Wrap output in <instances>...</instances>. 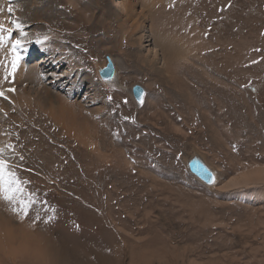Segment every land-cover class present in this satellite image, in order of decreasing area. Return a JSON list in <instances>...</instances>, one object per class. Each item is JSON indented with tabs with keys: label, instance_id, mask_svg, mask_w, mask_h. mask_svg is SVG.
I'll use <instances>...</instances> for the list:
<instances>
[{
	"label": "rangeland",
	"instance_id": "374dc122",
	"mask_svg": "<svg viewBox=\"0 0 264 264\" xmlns=\"http://www.w3.org/2000/svg\"><path fill=\"white\" fill-rule=\"evenodd\" d=\"M73 2L0 0V264H264V189L217 191L264 168V0ZM151 25L179 42L171 78Z\"/></svg>",
	"mask_w": 264,
	"mask_h": 264
},
{
	"label": "bare ground",
	"instance_id": "6f19581e",
	"mask_svg": "<svg viewBox=\"0 0 264 264\" xmlns=\"http://www.w3.org/2000/svg\"><path fill=\"white\" fill-rule=\"evenodd\" d=\"M52 1V0H51ZM74 0H71V4L72 3H75V2H73ZM77 2L79 1V0H76ZM148 2V1H147ZM48 3V2H47ZM46 4V3H45ZM46 6V5H45ZM72 6H73V4H72ZM56 7V6H55ZM116 7H120V9L122 10L121 12L122 13H119V14H122L123 16H128V18H130L132 15H130V11L129 10H131V8H130V5H127V6H125V4H123V3H120V2H117V6ZM115 8V7H114ZM80 9H81V7H80ZM165 9V8H164ZM77 10V9H76ZM135 10V9H134ZM107 11H109V10H107ZM34 13H36L37 14V12H34ZM38 13H40V12H38ZM67 14V13H66ZM33 15V14H32ZM40 15V14H39ZM39 15H37V16H39ZM34 16H35V14H34ZM33 16V17H34ZM119 16V15H118ZM121 16V15H120ZM130 16V17H129ZM36 17V16H35ZM44 18V17H43ZM36 20V19H35ZM40 20V19H39ZM42 20H44V19H42ZM124 20V19H123ZM40 22H41V20H40ZM154 26L155 25H151V28H150V30L149 31H151V33L150 32H148V33H150V36H147L148 38L149 37H151V40L149 41V42H153V44H154V48H153V50H151V51H153L152 52V54H154V55H152L153 56V58H154V60H156L157 58H159V57H162V62H164L163 63V70H161V75H162V73L163 74H165V76L166 77H168V78H171L172 77V71H171V69H173V67H176V65H178L177 63H178V61H179V59L177 58L179 55H183V53H181L180 52V50H178L177 49V47H176V43H179L178 42V40H177V38H175V35H173V36H170V37H167V35H165L164 37L158 32V31H156L155 30V28H154ZM174 27V26H173ZM172 27V28H173ZM136 29V28H135ZM133 31V30H132ZM172 32V31H171ZM165 34V33H164ZM170 35V34H169ZM142 36V35H141ZM146 35H144L143 37H141L140 39H138L137 41H135L134 40V44H137V45H139V47L141 48L142 47V43H144L145 42V39L146 38H144ZM131 42V41H130ZM147 42V41H146ZM136 49V48H135ZM180 49H181V47H180ZM10 55V54H9ZM140 57V56H139ZM145 57V56H144ZM152 58V59H153ZM186 59V58H185ZM28 60H29V58H28ZM142 60H143V58H142ZM141 60V63L143 62ZM145 61H146V63L147 64H149L150 66H151V68L153 67L154 68V70H156L157 71V69L155 68V63L156 62H153V60H149V59H144ZM113 61H114V65H115V69H116V73L118 74V72H117V65L119 64V62L117 63V61L115 60V58H113ZM181 61V60H180ZM144 63V62H143ZM47 64H50L51 65V63H50V60L48 59V57L47 56H41L37 61H36V63H35V65H34V67H38V66H41V65H47ZM49 65V66H50ZM106 65H107V62H106ZM106 65H105V67H106ZM179 66V65H178ZM187 66V65H186ZM104 67V68H105ZM70 69H72V67H70ZM160 68H158V70H159ZM162 69V68H161ZM21 70V69H20ZM153 70V69H152ZM175 70V69H174ZM36 71H35V69H33V68H30V69H28V75H30L31 77H34V76H32L34 73H35ZM158 72V71H157ZM165 72V73H164ZM148 74V73H147ZM158 74V73H157ZM27 75V74H26ZM22 76V75H21ZM20 76V77H21ZM175 76V75H174ZM30 77V78H31ZM29 78V80H31ZM176 78V77H175ZM23 79V78H22ZM34 79V78H33ZM118 79V78H117ZM173 80V79H172ZM176 80V79H175ZM30 82V81H29ZM109 84V83H108ZM132 89H133V87H132ZM131 95H132V90H131ZM50 98V97H49ZM53 98V97H52ZM58 99V98H57ZM134 100V99H133ZM144 100H145V97H144ZM61 101H63V100H61ZM72 105V104H71ZM49 108H50V106H49ZM52 108V107H51ZM60 108V107H59ZM66 107H64V109H65ZM69 108V107H68ZM67 108V109H68ZM74 108V107H73ZM61 110H62V108H60ZM51 110V109H50ZM54 111V110H53ZM56 111V110H55ZM68 111V110H67ZM63 112V111H62ZM66 113V112H65ZM64 113V114H65ZM60 114H62V113H60ZM59 116V115H58ZM62 116H64V115H62ZM67 116V115H66ZM65 116V117H66ZM63 118V117H62ZM66 120V119H65ZM65 122V121H64ZM63 122V123H64ZM194 158V157H193ZM192 158V159H193ZM188 164H189V162H188ZM189 169V168H188ZM190 172V171H189ZM215 183V182H214ZM224 184V183H223ZM253 184V185H252ZM212 186V185H211ZM216 187V186H215ZM234 187V188H233ZM251 188V189H255L254 191H257L256 189H264V168H259V169H255L254 171H251L250 173H248V174H245V175H243V176H241V177H239V178H237V179H235V180H229L228 182H226L224 185H222L221 187H219V188H217V191H228V190H235V189H238V188ZM232 188V189H231ZM228 195V194H227ZM240 195V194H239ZM241 197V196H240ZM2 219H4V221L5 222H3V223H5L6 225H11L12 224V222L10 221V220H8V219H6V218H2ZM0 227H2L3 228V225L1 224V222H0ZM11 227H12V225H11ZM9 228V227H8ZM13 228V227H12ZM20 228H23L24 229V227H20ZM20 228H19V232H20ZM6 229V228H5ZM10 229V228H9ZM15 229V228H14ZM16 229H15V231H12V229L8 232L9 234H10V237L9 238H11L10 240H15L14 238V235H16L15 233H16V231H17ZM7 231V230H6ZM23 231V230H22ZM22 233V232H21ZM18 234H20V233H17V235L16 236H18ZM23 234V233H22ZM22 234H20L19 235V237H21L22 236ZM26 234V233H25ZM29 235V234H28ZM30 236V235H29ZM33 236V235H32ZM14 237V238H13ZM18 237V238H19ZM25 236H22L21 238L23 239V240H26V239H28L27 237H25ZM33 237H35V236H33ZM17 238V237H16ZM20 239V238H19ZM31 239H32V237H31ZM13 242V241H12ZM26 242H27V240L24 242L25 244H26ZM16 243H17V240H16ZM15 243V244H16ZM23 243V242H22ZM12 244H14V243H12ZM25 244H24V247H25ZM10 245V244H9ZM19 245V244H18ZM16 246V245H15ZM31 247V246H30ZM15 248V247H14ZM17 250V249H16ZM13 253H14V251H13ZM15 254V253H14Z\"/></svg>",
	"mask_w": 264,
	"mask_h": 264
},
{
	"label": "water",
	"instance_id": "95a60500",
	"mask_svg": "<svg viewBox=\"0 0 264 264\" xmlns=\"http://www.w3.org/2000/svg\"><path fill=\"white\" fill-rule=\"evenodd\" d=\"M105 61L107 65L105 68L98 69V75L103 82H114L117 79V73L113 61V57L106 55ZM145 89L142 86H134L132 89V97L134 101L142 105L144 103ZM189 171L197 179L202 181L205 185L211 186L215 182L213 172L205 165V163L197 157L189 161Z\"/></svg>",
	"mask_w": 264,
	"mask_h": 264
},
{
	"label": "snow or ice",
	"instance_id": "6c2138e0",
	"mask_svg": "<svg viewBox=\"0 0 264 264\" xmlns=\"http://www.w3.org/2000/svg\"><path fill=\"white\" fill-rule=\"evenodd\" d=\"M9 16H13V8L11 6L8 7L7 9ZM10 23L12 24L13 28L19 30L21 33H23V27L22 25L15 19H11ZM12 29L5 28L4 27V22L0 21V43L3 42L5 38V33H10ZM22 44L19 40L15 41L12 45V50L13 53L15 54L17 52V49L21 48ZM26 50V49H25ZM21 59V57L18 54H15L12 62H11V68H12V73H14L18 67V62ZM9 91H14V89H9ZM0 96H3L5 99H7L6 96H4V92L0 91ZM4 168H5V162L3 160H0V181L4 179ZM10 199V198H9ZM14 211H17L19 215L21 216H26L28 213V207L27 205H24L20 207L19 209H14Z\"/></svg>",
	"mask_w": 264,
	"mask_h": 264
}]
</instances>
